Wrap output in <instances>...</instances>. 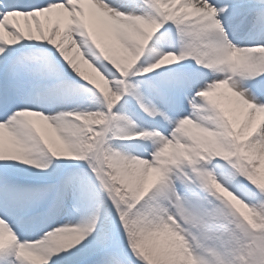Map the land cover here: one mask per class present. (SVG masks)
Masks as SVG:
<instances>
[{"label": "snow or ice", "instance_id": "obj_1", "mask_svg": "<svg viewBox=\"0 0 264 264\" xmlns=\"http://www.w3.org/2000/svg\"><path fill=\"white\" fill-rule=\"evenodd\" d=\"M0 264H264V0H0Z\"/></svg>", "mask_w": 264, "mask_h": 264}]
</instances>
